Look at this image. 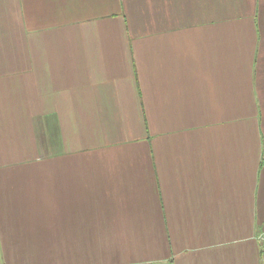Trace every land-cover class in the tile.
I'll list each match as a JSON object with an SVG mask.
<instances>
[{
    "label": "crops",
    "instance_id": "obj_1",
    "mask_svg": "<svg viewBox=\"0 0 264 264\" xmlns=\"http://www.w3.org/2000/svg\"><path fill=\"white\" fill-rule=\"evenodd\" d=\"M0 264H264V0H0Z\"/></svg>",
    "mask_w": 264,
    "mask_h": 264
}]
</instances>
